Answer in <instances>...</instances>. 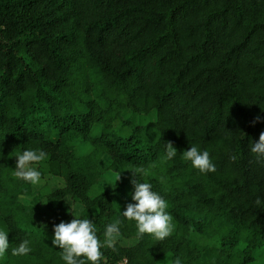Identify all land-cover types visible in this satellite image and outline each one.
I'll use <instances>...</instances> for the list:
<instances>
[{
  "label": "trees",
  "instance_id": "obj_1",
  "mask_svg": "<svg viewBox=\"0 0 264 264\" xmlns=\"http://www.w3.org/2000/svg\"><path fill=\"white\" fill-rule=\"evenodd\" d=\"M127 111L156 119L138 125ZM262 131L264 0H0L2 264H63L51 238L54 223L72 219L67 197L102 233L131 202L133 168L168 201L174 230L163 241L138 238L125 221L122 237L138 242H117L118 255L104 249L102 264H160L167 254L183 264L252 263L264 246V205L255 204L264 160L249 147ZM77 140L92 150L78 155ZM167 141L178 150L171 161ZM191 144L210 152L216 172L180 158ZM25 148L46 151L42 177L66 183L46 196L45 224L19 200L33 186L12 176V155ZM110 171L108 190L100 178ZM23 239L33 251L12 256Z\"/></svg>",
  "mask_w": 264,
  "mask_h": 264
},
{
  "label": "clouds",
  "instance_id": "obj_2",
  "mask_svg": "<svg viewBox=\"0 0 264 264\" xmlns=\"http://www.w3.org/2000/svg\"><path fill=\"white\" fill-rule=\"evenodd\" d=\"M257 121L261 119L258 115ZM249 151L257 160H264V131L258 140L250 143ZM177 148L171 141L165 142V159L173 160L177 156ZM15 167L12 172L14 179L22 180L33 186L42 183L40 168L49 158V154L39 148H25L15 152ZM183 161L190 162L193 169L207 175L216 172V164L213 162L207 149L201 150L197 145L180 153ZM236 160L235 155L230 156ZM133 179V191L131 202H128L123 211L119 209L117 217L104 224L102 233L94 220L82 214H74L75 207L70 205L68 211L72 215L70 221L61 220L52 226L53 235L51 245L61 250L59 259L63 264H102L105 261L104 249H110L119 254L117 242L122 237L121 226L125 221H133L138 238L150 234L156 241H163L170 237L174 230L173 216L168 211L169 204L166 198L158 191L153 190V185L143 179L147 172L143 168L131 169ZM119 179V178H118ZM117 179V180H118ZM44 202L43 200H41ZM45 203V202H44ZM257 206L264 205L260 197L255 200ZM99 233V234H98ZM9 231L0 228V264L9 253ZM33 251L30 239L21 240L17 246L11 247L12 256L26 257ZM170 264H183L180 257L168 258ZM124 264H127L126 258Z\"/></svg>",
  "mask_w": 264,
  "mask_h": 264
},
{
  "label": "rangeland",
  "instance_id": "obj_3",
  "mask_svg": "<svg viewBox=\"0 0 264 264\" xmlns=\"http://www.w3.org/2000/svg\"><path fill=\"white\" fill-rule=\"evenodd\" d=\"M125 118H132L135 124L138 125H144L148 123L149 121H153L156 119V112L153 111L152 113L146 115V114H138V113H132L131 111H127L124 113ZM101 124H97L93 130V135H97L101 132ZM75 147V151L78 155L87 154L92 150L91 144L87 142H83L82 140H77L72 143ZM117 174L114 172H107L100 178L101 185L104 188H107L108 190H111L116 181ZM65 181L61 177L53 176V175H45L42 177V183L39 186H33L32 187V195L30 196H20L19 200L26 204V205H36L35 213L38 218V221L41 223H47L51 220H53V214L48 210L47 207V199L46 196L59 188H62L65 186ZM128 189L130 191H133V185H129ZM36 197H39V200L36 201ZM43 200L44 202H42ZM67 202L75 207L74 214H80L83 210V206L81 204H75L70 197H67ZM67 221H70L67 220ZM138 242L137 238H124L121 237V239L118 241V243L124 245V246H131ZM204 243H210V240L207 238L203 239ZM255 260L250 264H264V246L258 248L255 252ZM169 257L172 258L171 254H167L163 258L159 260L160 264H170Z\"/></svg>",
  "mask_w": 264,
  "mask_h": 264
},
{
  "label": "built area",
  "instance_id": "obj_4",
  "mask_svg": "<svg viewBox=\"0 0 264 264\" xmlns=\"http://www.w3.org/2000/svg\"><path fill=\"white\" fill-rule=\"evenodd\" d=\"M127 260V259H126ZM117 264H124V260L118 262ZM127 264H128V260H127Z\"/></svg>",
  "mask_w": 264,
  "mask_h": 264
}]
</instances>
